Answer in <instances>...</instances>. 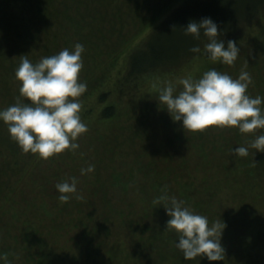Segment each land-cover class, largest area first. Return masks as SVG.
I'll return each mask as SVG.
<instances>
[{
    "label": "trees",
    "instance_id": "obj_1",
    "mask_svg": "<svg viewBox=\"0 0 264 264\" xmlns=\"http://www.w3.org/2000/svg\"><path fill=\"white\" fill-rule=\"evenodd\" d=\"M113 1L115 0H0V75L6 76L13 72L14 77H16L15 69L20 62L21 55L27 56L34 63L41 58L40 53L30 54L29 50L27 51L20 43L29 41L30 30H42V27L49 21L52 22L54 20V22L60 23L65 19H69L74 26L80 28L79 19L83 18L82 15L86 13V16H89L90 13L100 9L112 8L111 5L115 4L112 3ZM239 1L241 7L246 8L247 4L250 3L253 5V8L250 11L251 13L248 12L242 16L247 18L246 21L243 20L240 22L239 18L233 22L232 27L237 25V22L238 27L232 33V36H237L242 25L252 22L259 15L262 16L264 11V0ZM130 3L126 1L122 3V6L119 5L117 7L122 8L126 5L129 8L131 6ZM192 3H200L203 5V10L214 21H217V18H219V14H217L218 5L208 0H186L175 6L167 14L169 18L162 20L156 27L154 26L155 28L153 27L128 52L124 62V69L119 68L117 73L111 77L106 73L95 75L94 72L85 77L89 81L86 82V90L80 95V101L83 103L80 109V116L83 121H86V119L95 120V123L101 124L104 129L106 126L111 128L110 124L115 122L119 117L117 104L108 102V98L114 90L126 91L133 82L141 79L145 74L154 70L167 68L169 67L168 65L178 66L181 62H184L183 60L188 55L184 57H181V55L184 51L187 52L188 50L184 49L183 42L168 43V40L165 38L160 37L159 39H155V35L166 25L174 24L172 23L173 16L181 8L192 5ZM144 4L147 3L144 2ZM145 7L146 11H148L149 5ZM232 11L239 12V10ZM140 13L141 11L138 9L137 12H130L129 16L133 14L134 18H138L141 17L138 16ZM233 14L229 13L227 16L231 17ZM236 14L238 13L234 15ZM143 19L150 21L152 15H147ZM203 38L206 39L207 37ZM77 41L81 43L85 42L82 40ZM2 42H5V44H1ZM66 46L70 49L72 48L69 43ZM42 50L50 52V49L45 46L42 47ZM16 54L17 57L14 59ZM107 78L110 84L113 82L114 87L111 85L110 88H101L100 85L106 83ZM259 78L260 80L255 83L256 87L254 88L251 87L253 86V80L250 82V96L259 94L261 97H264V77L259 76ZM99 81H102V83ZM97 89L101 90L94 99L93 96ZM20 99L27 101V99L23 100V97ZM261 107H264V101H262ZM177 124V121H175V124H172L171 127L162 133V135L168 133V139H163L161 135L159 140L153 139L152 141L144 143L138 142V148L136 144L133 146V142H130L132 137H127L126 140L128 143H126V148L120 152V155L123 153L124 155L119 158H114L113 156L116 147L108 145L107 141L102 140L100 135V140L90 142L88 145V142L85 139L83 140L84 144H81L82 153L74 162L71 160L76 156L73 152L78 150L79 147L75 150L66 148L69 153L66 151L64 154L61 153L58 156L49 157L50 160L45 159L49 163L60 160L59 165L63 157H69L70 166L67 165V162L65 163L64 169L58 166L63 171V174L62 172L55 173V171L49 176L47 174L42 175V189L46 190L47 193L43 192L42 197L38 198H31L29 197L28 191L27 193L23 191L24 188L20 185L25 182L22 178H18L13 173L7 171L9 170L8 158H5L0 162L2 166L0 167V252H6L8 254L7 258L9 259L13 254L12 251L14 252V250L20 248L21 251L24 250L21 253V264L26 263L28 258L33 259L37 262L36 264H58L55 263V260L60 263L58 257H60L64 250L66 253L68 252V245L67 243L64 244V247L60 245L62 248L58 246L60 249L55 253L53 251L54 246L51 244H55L56 238L58 240L60 236L65 235L66 233L64 232H67L66 235L71 236L65 239L72 240V231H74L78 232L77 236L73 238L74 242L77 243L76 246L80 244L85 249L89 248L87 251L88 257L81 264H88L94 261L97 264H124L122 261L115 260L125 259L128 255L132 257L135 255L129 251L131 248L129 246L130 241L127 245L123 242L129 236L137 237L136 232L138 229L141 233L139 239H144L143 245L146 248H150L149 246L151 244H156L150 248V251L153 254L156 253L159 255L160 257L157 260L161 261L163 254L160 250L162 251L164 248L165 252V247L168 246L167 243L164 247V244L160 243L161 240H170L174 246L176 245L175 241L178 239L176 230L166 225L169 216L167 218L163 205H155L153 203L154 196L160 194L161 186L167 185L168 193L175 195L178 199H182L192 210L195 206H198L199 211L204 201L199 196L198 200L192 201V197L194 198L195 196V194L189 196V193L192 192L190 190L192 187L189 189L185 185L183 187L181 185H170V175L172 174L171 164L176 162L181 166L180 169L189 167L197 173V181L199 182L198 194L204 190L203 180L206 179L207 175L214 172H222L225 176L224 180H219L215 184L212 182L208 184V193L215 195L222 188L221 182H224L225 189L231 196L241 193L239 198L244 204L246 203L247 197H251V205L244 207L246 210L256 206V203L258 205H264V150H255V148L249 147L246 156H239L230 151L232 147H236L238 144L249 145L250 141L256 135L264 131V128H259L251 132H241L237 126L221 127L209 125L203 130L192 131L186 129L187 132L184 133L183 129H181L183 127L180 128L179 124ZM84 133L86 131L80 134L79 140L82 141ZM177 134H181L184 138L178 139L175 137L173 139V136ZM153 150L158 151L161 156L164 153L160 161L157 160ZM21 152L23 154L25 153L24 151ZM127 152H130V154L132 152L134 157L131 158L130 154L126 156ZM28 153L30 156L33 155L31 151ZM85 154H94L98 158L96 160L94 157V163L98 161L102 162L104 159L107 160L108 166H111L108 169L110 174L109 178L116 185L115 191H113L115 193L110 191V186H107L105 183L98 184V182H103L101 177L94 179L92 182H86L83 177V183L77 181V184L86 186L85 190L79 191L77 189V192L83 198L78 199L75 194H69L71 197L69 200L60 201L58 199L60 193L55 186L56 183L64 179H69L75 173H81V166L86 167L83 163L86 161ZM127 157H130V171L134 173V176L132 177L128 171H125V175L119 174L118 176L114 172L113 164L116 161H119V163L121 162L120 160L125 161L124 159ZM28 168L32 171L30 172L31 176L34 175V172H38L41 169L36 161L27 162ZM24 176H26V172ZM200 178L202 179L200 180ZM94 184L98 185L95 186ZM33 187L35 189L37 188L35 185ZM48 189L54 191V196L50 194L52 198L47 196L50 193ZM22 191L24 195H22ZM176 191L177 195L175 194ZM97 197L98 202L95 200ZM116 197H118L117 200H115ZM39 209L41 210L42 216H39L37 220V210ZM225 211L223 210L225 213L222 216L232 220H236L244 213L242 209L234 215L230 211ZM4 212L5 215H1ZM7 212L10 214L11 220L6 217ZM152 213H157L160 218H162L163 214L165 215L164 219L158 222L157 227L153 226L148 220ZM250 214L255 217L252 211ZM109 220L112 221L113 226L108 223ZM225 221L233 224L229 220ZM149 231H151L149 235L145 234V232ZM45 236H48V240L45 239ZM221 240V243L224 244L225 238H221ZM103 246L107 248L105 250L110 255V258H107L109 259L108 261L105 258H98V254ZM116 250L121 251V253L119 252V255H115ZM242 250L245 255L242 257L240 253L238 255L240 256L239 260L243 264H249V260L254 259V262L257 263V258L253 257L250 249L243 247ZM231 253L230 250V255ZM34 256L36 257L34 258ZM118 256L126 257L118 258Z\"/></svg>",
    "mask_w": 264,
    "mask_h": 264
},
{
    "label": "rangeland",
    "instance_id": "obj_2",
    "mask_svg": "<svg viewBox=\"0 0 264 264\" xmlns=\"http://www.w3.org/2000/svg\"><path fill=\"white\" fill-rule=\"evenodd\" d=\"M126 1L131 2V6L129 8L126 5L122 8L117 7L119 5L122 6V3ZM183 1L186 0H115L112 2L115 3L111 5L112 8L108 7V9L106 8L105 10L100 9L96 12L90 13L89 16H86V13L82 15L83 18L79 19L80 28L74 26V24L70 22L69 19L62 20L60 23H56L53 20L52 22H47V24L42 27V30H30L31 33H29V41L20 43L27 51L29 50L30 54L40 53L42 57L58 52L60 49L67 47L66 45H68V43L73 47L77 40L85 41L83 42L85 47L81 53L83 64L82 68L79 70L78 78L88 82L89 80L85 77L87 75H91L92 72H94L95 75L106 73L111 77L113 74L117 73L119 68L124 69L125 59L133 46L137 44L143 37H145L154 26L156 27L161 23L162 20L169 18L167 14H169L175 6L179 5ZM208 1L218 5L217 14H219V18H217V21H215L217 22L219 36L216 38L224 39L225 46L227 39L232 38L240 47L238 56L234 63H221L219 60L215 62L211 61L204 49V44L207 42L208 37L203 33V31H201L199 37H194L191 33H186L184 31V25L187 24L189 19H200L201 17L208 16V14L202 8L203 5L200 3H192V5L184 6L173 16L172 23L174 24L166 25L165 27L161 28L160 31L155 35V39H159L161 37L167 39L168 43L183 42L184 49L188 51H184L181 57L188 55L187 58L183 60L184 62H181L178 66L168 65L169 67L167 68L154 70L148 74H145L141 79L133 82L126 91L114 90L109 96L108 102H114L117 104L119 108V117L115 120V122L110 124L111 128L105 125V129L101 124H96L95 120L86 119L84 122L88 125V127L86 133H84L82 136V141L78 139L81 136L80 134L77 137L79 149L73 152L76 154V156L71 159L73 162L74 160L78 159L82 153L81 144H84V139L86 142H88V145L90 142H96L97 140H100L99 136L101 135L102 140L107 141L108 145L111 147H116V149H114L113 156L114 158H119L120 156L124 155V153L120 155V152L126 148V143H128L126 140L127 137L130 138L131 136L132 139L130 142H133V146L136 144L138 148V142L144 143L152 141L153 139L159 140L162 133L171 127L172 124H175V121H177L180 128L183 127L182 122L180 120H173L168 110L163 107V104H160L156 97L157 90L153 87L154 84L162 85L164 81H174L176 82V89L179 91L182 85L179 84L178 78L181 76L191 74L193 77H198L204 70L210 67H215L219 71L228 72L233 77H236L239 74L242 66L246 65V70L251 74L253 80V86L251 87H256L255 83L260 80L259 76L264 77V11L262 16L259 15L258 18L254 19L252 22L242 25V28L238 32L237 36H232V33L238 27V22L237 25L232 27L233 22L239 18L240 22L243 20L246 21L247 18L242 16L250 12L253 8V5L248 3L246 8H244L241 7L239 0H223V2H221V0ZM144 2L147 4H144ZM146 5H149L148 11H146ZM138 9L141 11L138 16L141 17L134 18L133 14L129 16L130 12H137ZM232 10H239V12H234ZM81 11L83 12V10ZM229 13L238 14H233L231 17H228L227 15ZM147 15H152V19L150 21L143 19ZM48 30L50 31L48 32ZM203 37L207 38L204 39ZM1 44L4 45L5 42H2ZM193 45H199L198 52L192 53ZM43 46L49 48L50 52L43 51ZM16 57L17 54L14 59ZM107 80L108 78L106 81ZM99 82L102 83V81ZM19 85L20 81L17 79V77H14L13 72L4 77H0V108L7 107L12 103L17 102L16 98L20 96ZM111 85L114 87L113 82L110 84V81H107L103 85H100V87L110 88ZM100 90L101 89H97L95 91V95L93 96L94 99L97 97V93ZM246 91L248 94H251L249 86ZM22 97L23 96H20V98ZM26 99L27 98L23 97V100ZM78 99L80 100L81 96L78 97ZM81 105H83L82 102ZM181 129H183L184 133L187 132L186 129ZM168 135V133H164L162 138L168 139ZM175 137L181 139L183 136L181 134H177L173 136V139ZM13 146L14 148L12 149ZM66 151L67 149L49 157H55L61 153L64 154ZM28 152H25L24 154L21 152L20 146L10 137L6 123L3 120H0V162H2L5 158H8L9 170L7 171L9 173H13L18 178H22L25 183L21 184L20 186L24 188L23 191H26V193L27 191L29 192V197H42L43 192L47 193V191L42 189L43 182L41 176L44 174L49 176L55 171V173L62 172L63 174V171H61L58 166L61 167V169H64L66 162L68 163L67 165L70 166V159L69 157H63L61 164L58 165L60 160L49 163V161L45 160H50L49 157L41 158L35 153L30 156ZM153 152L156 154L157 160L160 161L164 153L161 156L158 151L153 150ZM67 153H69V151H67ZM129 154L130 152H127L126 156H129ZM85 157L86 161L83 162L85 166L87 167V165L91 163L94 164V168L90 172L82 173L83 176L81 173H75L74 176L78 177L77 181L83 183L84 177L86 182H92L94 179L101 177L103 182H98V184L105 183L107 186H110V191H115L114 189L116 188V185L109 178L110 174L108 169L111 168V166H108L107 160L104 159L102 162L98 161L94 163V157L96 160L98 159L94 154H85ZM130 157H134L132 152ZM130 157L124 159L125 161L120 160V163L119 161H116V163L113 164L114 172L118 176L119 174L125 175V171L130 172L132 177L134 176V173L130 171ZM32 161H36L39 167H41L38 172L33 173V176L30 175V172H32L30 168L27 169V162ZM171 165L172 174L170 175V185H181V187L185 185L189 189L192 187L190 189L192 192L189 193V196L195 194L194 198L192 197V201L194 202L198 200V196L200 198L202 197L204 200L199 211L198 206H195L193 211L207 216L209 223L214 220H219L220 218H222L224 221L229 220L233 222V224H230V222L225 221L226 226L224 227L221 235L222 239L225 238L224 244H222L224 247V254H222V258L209 260L204 254L197 255L193 258H185L181 249L176 247V245L173 246L170 240L166 241V239H164L161 240L160 243H163L164 247L168 243V246L165 247V252L164 248L162 251L160 250V252L163 254V259L158 261L157 259L160 256L156 253L153 254V252L150 251V248L154 247L153 245L156 244H151L149 246L150 248H146L143 245L144 239H139V235L141 233L137 229L136 235L138 238L136 236H129L126 238V241L123 242L125 245H127L130 241L129 246L131 248L129 251L135 255H133V257L128 255L125 259H116L115 261H122L124 264H243L239 260L240 256L238 253H240L241 257L244 256L245 253L242 249L245 247V249H250L252 251L253 257L257 258V263L259 262V264H264V205H258L256 203V206L246 210L244 207L251 205V197L248 196L247 200L245 201L246 203L244 204L239 198L241 193L231 196V194L226 191L224 182H221L222 190L220 189L215 195L208 193V184L211 182L215 184L219 180H224L225 176L222 172H214L210 173V175H207L206 179L203 180L204 190L198 194L199 182L197 181V173L189 167L186 169H180L181 166L178 162ZM0 167H2L1 164ZM25 172L26 176H24ZM201 179L202 178H200V180ZM98 184L94 185L97 186ZM34 185L37 187L36 189L33 187ZM85 187L86 186L83 184H77V189L79 191L85 190ZM23 191L22 195H24ZM48 191L50 193L47 196L52 198V196H54V191L52 189H48ZM175 194L177 195V191ZM117 199L118 197L115 198V200ZM95 200L98 202V197ZM241 209L244 213L236 220L222 216L226 212L225 210L230 211V213L232 212L234 215L239 213ZM223 210L225 212H223ZM251 211L254 213L255 217L250 214ZM1 215L4 216L5 212ZM166 215L168 218L169 214L166 213ZM37 216V220L39 219V216H42L40 209L37 210ZM6 217L11 220L10 214L8 212L6 213ZM164 217V214L162 218H160L157 213H152L148 220L153 226L157 227L158 222L163 220ZM108 223L113 226L112 221L109 220ZM150 232L151 231L145 232V234L149 235ZM64 233L67 234V232ZM66 234L60 236L58 240L55 237V244H51L54 246L55 250L53 249V251L55 253H57V250L60 249L58 246L61 247L60 245H62V247H64V244L66 243L68 245V252L66 253V251L63 249L64 251L61 253L60 257H58L60 263L57 260H55V263L81 264L82 261L88 257L87 251L89 248L85 249V247L80 244L76 246L77 243L74 242L73 238L74 236H77L78 232L72 231L73 238L70 241L65 239L66 237H71ZM45 239L48 240V236H45ZM134 248L135 250L133 251ZM105 249L107 248L104 246L101 248L98 258H105V260L108 261L109 259L107 258H110V255ZM230 250L232 252L231 255ZM23 251L24 250L21 251L20 248L14 250V252L12 251L13 254L9 258L12 264H21V253ZM119 252L121 253V251L116 250L115 255H119ZM35 257L36 256H34V258ZM122 257L126 256H118V258ZM254 260H249L248 263L257 264L254 262ZM34 262L35 261L33 259L28 258L27 262H24V264L37 263ZM88 264L97 263L94 261Z\"/></svg>",
    "mask_w": 264,
    "mask_h": 264
},
{
    "label": "clouds",
    "instance_id": "obj_3",
    "mask_svg": "<svg viewBox=\"0 0 264 264\" xmlns=\"http://www.w3.org/2000/svg\"><path fill=\"white\" fill-rule=\"evenodd\" d=\"M223 2V0H221ZM184 31L199 37L201 31L208 37L204 44L205 52L211 61L232 64L240 47L229 38L217 39L218 26L210 16L189 19ZM84 44L76 41L70 49L64 47L58 52L42 56L35 63L21 55L15 69L20 81V96L27 98L0 108V120L9 130L10 137L17 142L21 151H31L41 158L59 153L66 148L79 147L77 137L87 130L88 125L81 119V101L78 99L86 90L87 83L78 78L83 60L81 53ZM193 52L199 45L192 46ZM252 81L251 74L242 66L239 74L233 77L210 67L198 77L191 74L178 78L182 87L177 91L176 82L164 81L154 84L157 99L163 104L173 120H180L183 128L196 131L206 126H237L241 132L264 128V97L250 96L246 89ZM249 147L264 150V131L250 141L249 145L238 144L230 151L246 156ZM94 164L81 167L80 172L92 171ZM78 177L71 176L56 183L60 201H67L77 192ZM155 205L162 204L169 218L166 225L174 228L178 239L176 247L182 250L185 258L204 254L209 260L221 259L224 247L221 235L226 222L220 218L209 223L208 217L193 211L182 199L171 195L167 185L161 186L159 195L154 196ZM6 252H0V264H12Z\"/></svg>",
    "mask_w": 264,
    "mask_h": 264
}]
</instances>
